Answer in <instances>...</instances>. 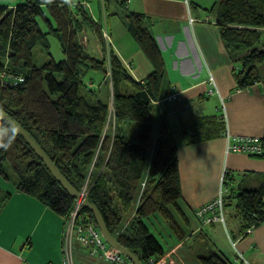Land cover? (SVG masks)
I'll use <instances>...</instances> for the list:
<instances>
[{
  "label": "trees",
  "instance_id": "trees-1",
  "mask_svg": "<svg viewBox=\"0 0 264 264\" xmlns=\"http://www.w3.org/2000/svg\"><path fill=\"white\" fill-rule=\"evenodd\" d=\"M114 1L124 8L121 16L127 31L152 66L142 81L134 80L106 47L103 27L82 1L20 0L15 5L0 4V71L24 77L18 85H0V109L33 137L76 190L89 181L86 198L98 209L108 231L147 264L149 257L164 255L165 250L145 220L158 214L178 241L187 236L178 215L188 220L180 202L177 146L167 135L163 119L153 135L154 106L168 93L162 86V51L143 24L145 16L127 10L128 0ZM109 2L103 0L105 7ZM205 10L215 15L220 37L239 64L234 73L237 87L257 82L264 87V72L260 71L264 0H217ZM87 30L94 34L100 55L93 53L95 42L90 46ZM49 36L60 44L63 58L58 61L49 52ZM36 46L48 56L41 64L33 61ZM89 72H100L110 85L112 112L110 100L103 101L95 90L93 77L85 79ZM118 85H124V91ZM0 129L4 130L0 143L11 145L0 147V175L17 191L37 198L65 219L75 199L28 142L2 119ZM225 132L223 115L200 117L191 129L181 131L189 144ZM258 140L262 149L256 155L264 159V134ZM244 176L223 197L224 205L231 206V216L240 222V233L264 224V173ZM10 195L0 189V209ZM79 213L95 223L85 207ZM230 236L234 240L233 232ZM235 255L231 260L223 251L211 248L198 255V261L235 264L239 262Z\"/></svg>",
  "mask_w": 264,
  "mask_h": 264
},
{
  "label": "crops",
  "instance_id": "crops-1",
  "mask_svg": "<svg viewBox=\"0 0 264 264\" xmlns=\"http://www.w3.org/2000/svg\"><path fill=\"white\" fill-rule=\"evenodd\" d=\"M216 1L128 0L125 5L127 10L145 16L143 24L156 38L164 58L163 89L170 94H178L172 102L160 103L161 109H158L161 119L167 124V135L174 138L170 124L180 135L181 142L176 144L182 195L180 202L183 208L190 209L192 215L197 206L217 196L221 187L222 165L231 170L264 173L263 158L250 157L240 151L227 152V138L223 134L189 144L181 133L191 129L200 117L223 115L231 142L240 137L260 138L264 134L263 84L257 82L246 88L237 87L234 73L239 64L233 61L220 37L215 15L205 10ZM109 7L110 2L106 9ZM116 11L112 10L116 19H108V47L131 77L142 81L151 72L152 66ZM190 17L196 20L190 22ZM94 42V50L100 55L96 39ZM210 76H213L218 92L208 95L207 81ZM109 86H106L105 96L101 98L98 94L106 102L111 96ZM124 88V85H118V90L124 91ZM170 114L174 117L169 123L167 117ZM0 189L11 193L0 209V264H63L64 218L37 198L17 191L14 184L1 175ZM233 219V254L241 253L251 264H264V224L240 233V222L235 217ZM219 224L206 226L213 229ZM203 228L197 227L192 233L200 232L202 237L207 238ZM227 236L231 239L228 232ZM182 244L178 241L164 249L165 253L172 251L168 263H173V255L183 247ZM210 249L208 247L199 255H205ZM83 260L80 255L77 264H82ZM177 264L186 263L179 260Z\"/></svg>",
  "mask_w": 264,
  "mask_h": 264
},
{
  "label": "rangeland",
  "instance_id": "rangeland-1",
  "mask_svg": "<svg viewBox=\"0 0 264 264\" xmlns=\"http://www.w3.org/2000/svg\"><path fill=\"white\" fill-rule=\"evenodd\" d=\"M20 0H0V4H10L15 5ZM66 3L69 4H75L82 0H64ZM86 1V0H85ZM87 3L89 5V10L91 11L93 17L95 20L99 21L101 26L103 27L104 31H109L108 29V19L113 18L116 19L115 14L112 12L113 9H116L117 15H123L124 8L120 7L117 2L114 0H110V7L106 9L103 0H87ZM109 34V33H108ZM87 35L90 39V46H93L94 44V34L92 31L87 30ZM49 42V52L51 53V56L55 60H60L63 58V53L61 51L60 44L57 39H55L52 36L48 37ZM91 48V47H90ZM93 51V50H92ZM95 54L96 52L93 51ZM48 58L45 50L41 46H36L33 49V61L36 64H41L44 61H46ZM260 71L264 72V63L260 67ZM93 77L94 79V86L95 90H98V94L103 97L105 96V91L107 89V85L103 81V74L100 72H89V74L86 76V80H89ZM109 86V85H108ZM109 92H111V87L109 86ZM111 95V93H110ZM109 98V97H108ZM162 104L157 103L154 106L153 111V135L158 131V127L161 121V113H160V106ZM164 105L162 106L163 109ZM159 108V109H158ZM174 115L170 114V116L167 117V120L170 123V120L172 122ZM173 131L174 136V142L175 144H180L181 139L180 135L177 131H174L173 125L170 124ZM244 154V152H242ZM247 154V153H246ZM247 156L250 157H256L260 158L256 154H247ZM222 173H221V180L220 184L222 191V196L225 197L228 191L229 187H233V183L237 184L240 182V180L243 178L244 174L248 173L246 171H240V170H231L228 169V167L222 165ZM6 170L10 173L9 166H6ZM219 193V191H218ZM217 193V195H218ZM186 213V218L188 222H186L181 215H178L179 223L183 226L185 229L187 236L185 240L182 241L183 247L178 249V251L173 255V263L171 264H177V261L181 260L183 263L186 264H199V261L197 259V255L201 254V252H206L207 248L215 249V247L218 250L223 251L231 260L234 259L233 254V246L230 243V240L228 239L227 232L229 235L232 234V226L234 223V219L231 216L232 209L229 205H224V215H225V221H226V228L219 224V227L211 228L208 226H201L200 223L197 221V219L192 215L189 208L184 207L183 208ZM127 219H129L127 217ZM146 224L149 227V230L151 233L154 234V236L159 240L161 245L164 247V249H167L169 246H173L175 243L178 242L177 236L171 231V229L167 226V224L164 222V220L158 215L155 214L154 216H151L149 219H146ZM197 227H204L202 231L204 234H208V237H202L203 235H200V232L193 234L192 231L195 230ZM227 230V231H226ZM215 246V247H214ZM82 255L85 260L81 261L82 264H117L112 262H107L104 260H99L95 257L89 258L87 255V251L85 248H82L78 242L76 241L75 237L73 238L72 242V257L74 260V264H77V258ZM94 258V259H93ZM175 262V263H174ZM235 264H239V262H235ZM81 264V263H80ZM167 264H170V262Z\"/></svg>",
  "mask_w": 264,
  "mask_h": 264
},
{
  "label": "built area",
  "instance_id": "built-area-1",
  "mask_svg": "<svg viewBox=\"0 0 264 264\" xmlns=\"http://www.w3.org/2000/svg\"><path fill=\"white\" fill-rule=\"evenodd\" d=\"M83 6H89L87 1L82 0ZM195 18L190 17L189 21H195ZM103 40L106 47L110 44V36L108 32L103 29ZM86 37L84 36V40ZM24 81V77L18 74L9 73L6 71H0V85L15 86ZM206 94L210 95L218 92L216 83L213 76H210L207 81ZM178 97V94H165L160 101L156 103H168L172 102ZM109 110L112 112V97L109 102ZM224 136L227 138L226 151H240L247 154H259L261 153V144L256 137H240L231 142L228 140L229 135L225 132ZM88 180L84 183L79 191L83 197H86L88 192ZM83 207L79 200H75L74 207L69 211V214L64 219L63 233H62V260L63 264H74L72 257V242L75 237L78 244L85 248L87 254L91 257H95L99 260L117 264H132L125 256L121 254L119 250L109 245L99 228L95 223L87 221V219L79 213ZM224 202L221 189L218 195L208 200L194 209V216L202 225H209L214 223H220L225 227V215H224ZM250 229H247L248 232ZM230 239V238H229ZM233 247H235V241L230 239ZM172 251L165 253L158 257H149L147 264H167L169 255ZM235 260L241 264L249 263L241 253L236 252Z\"/></svg>",
  "mask_w": 264,
  "mask_h": 264
},
{
  "label": "water",
  "instance_id": "water-1",
  "mask_svg": "<svg viewBox=\"0 0 264 264\" xmlns=\"http://www.w3.org/2000/svg\"><path fill=\"white\" fill-rule=\"evenodd\" d=\"M0 119L8 123L17 133H19L28 142V144L35 150V152L44 162L45 166L48 168L52 176L71 194V196L75 200H79L82 203L83 207H85L92 213L95 219V225L99 228V230L103 234L106 242L112 247L119 250L121 254L125 256L132 264H143V262H141V260L138 258V256L135 253H133L125 246L120 244L118 240L108 231L105 222L100 212L95 207V205L89 202L86 197H83L80 194V192L76 190L67 181V179L61 174V172L58 170L55 164L49 159V157L44 153L41 147L33 139V137L1 109H0Z\"/></svg>",
  "mask_w": 264,
  "mask_h": 264
},
{
  "label": "clouds",
  "instance_id": "clouds-1",
  "mask_svg": "<svg viewBox=\"0 0 264 264\" xmlns=\"http://www.w3.org/2000/svg\"><path fill=\"white\" fill-rule=\"evenodd\" d=\"M3 135H4V130L0 129V137H2ZM10 146H11L10 143L9 144L0 143V147L7 148Z\"/></svg>",
  "mask_w": 264,
  "mask_h": 264
}]
</instances>
